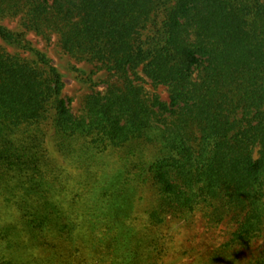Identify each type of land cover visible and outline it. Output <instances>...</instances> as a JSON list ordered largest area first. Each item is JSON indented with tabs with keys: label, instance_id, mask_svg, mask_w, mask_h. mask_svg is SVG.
I'll return each instance as SVG.
<instances>
[{
	"label": "trees",
	"instance_id": "obj_1",
	"mask_svg": "<svg viewBox=\"0 0 264 264\" xmlns=\"http://www.w3.org/2000/svg\"><path fill=\"white\" fill-rule=\"evenodd\" d=\"M55 51L90 91L78 115ZM115 151L105 196L153 199L107 264H159L164 230L195 215L228 229L206 264H264V0H0V264L24 241L99 244L62 218V173Z\"/></svg>",
	"mask_w": 264,
	"mask_h": 264
},
{
	"label": "rangeland",
	"instance_id": "obj_2",
	"mask_svg": "<svg viewBox=\"0 0 264 264\" xmlns=\"http://www.w3.org/2000/svg\"><path fill=\"white\" fill-rule=\"evenodd\" d=\"M53 55L54 63H56L66 83L64 95L72 99L71 111L74 115H78L79 110H81L82 101L90 91L88 87L79 79H76L75 74L69 70L70 62L67 59L64 57L62 58L56 51ZM73 65L85 72H88L90 69L89 66L83 64L73 63ZM93 78L96 84L98 82L97 89L102 92L106 86L103 83H99V81L105 79V76L100 73ZM147 89L149 88L147 87ZM157 93L161 96L162 100H166L167 92L165 89L161 88L157 90ZM118 155L116 151L101 153L94 162L98 165H93L87 170L81 169L77 171V166L69 168L63 163H60L63 168L67 167V173L66 171L62 173L63 179H65V181L67 180V184L62 187V191L60 190V196L62 198L61 201L58 200V203H61L58 208L65 214L62 218H66V220L70 218L72 221L76 222V225L79 227H77V231L81 236H86L88 239L98 238L102 239V241L99 242V244H97L96 241L88 250V246L81 242L80 239L76 246L66 243L64 250L59 246L55 249L50 247V244L54 242L53 240H49L43 250L40 248H31V243L29 244L24 241L26 248L24 249L23 244L20 243L17 249L23 253V258H27H22L21 260L23 263L21 262V264H25L27 261H31L32 264H43L47 261H49L47 262L48 264H71V261H75L74 264L108 263L111 255L107 252L116 247V243L111 242H113L114 237H119L123 232V230L117 227L118 224L122 223L129 228L139 220L144 219V211L148 208V204H150L153 199L151 190L146 186L135 188V193L132 197L126 198L125 195H122V201L118 202H114L113 197H110V195L105 196L108 192L112 194L116 187L115 183L111 182L115 180V177L112 178L114 173L121 169ZM109 179H112L111 182H109L110 184L108 183ZM72 184L74 187L78 185V190L77 192L71 191L69 194L65 186L69 189V186ZM102 186L108 189L104 188L103 191L100 192L99 188ZM141 195L143 196L142 201L139 200ZM97 207L105 211V213L99 212V210L97 211ZM3 212L10 215L7 211L0 210V214ZM0 219L3 220L1 216ZM103 222H106L107 228H103ZM114 224L117 225L114 226ZM97 225L99 226L97 227ZM170 226L171 228L168 227L164 230V234L169 239V242L164 244L169 246L170 254L168 257L161 260L159 264H192L195 260H197L199 264H206L205 260L208 255H211L214 252L213 250L225 243L228 238V229L225 226H219L215 230L207 232L208 229L204 226L199 215L190 218L188 222L175 221ZM104 232L107 233L105 237L103 236ZM50 235L51 234L47 233L45 236H49L50 238ZM256 245L257 244H255V246ZM59 248L61 255L56 252ZM52 256L55 262L51 261ZM100 258L103 259L101 260Z\"/></svg>",
	"mask_w": 264,
	"mask_h": 264
}]
</instances>
